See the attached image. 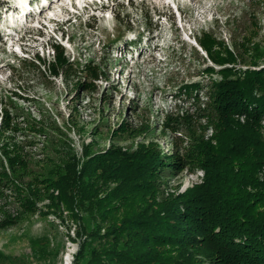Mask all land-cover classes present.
<instances>
[{"label": "rangeland", "instance_id": "374dc122", "mask_svg": "<svg viewBox=\"0 0 264 264\" xmlns=\"http://www.w3.org/2000/svg\"><path fill=\"white\" fill-rule=\"evenodd\" d=\"M8 1L0 0L4 26ZM176 1L182 23L166 0H108L107 19L96 13L76 22L69 20V7L60 9L63 0H53L13 36L27 59L10 67V51L0 42V264H92L102 239L87 235L103 234L125 209L99 223L94 208L82 211L51 188L55 165L80 170L110 147L131 153L151 145L162 155L182 156L192 133L204 140L214 135L206 92L220 80L218 72L264 67V0ZM50 17L57 21L34 27ZM55 29L64 33L62 44L50 37ZM189 34L194 41H184ZM204 36L225 41L236 60L213 62L201 47ZM225 48L211 50L224 56ZM56 50L66 64L53 76ZM122 120L128 130L113 134ZM261 134L264 138V114ZM189 166L178 172L162 168L156 202L202 182V169ZM139 194L126 203L144 209L149 194ZM139 251L155 253L151 247Z\"/></svg>", "mask_w": 264, "mask_h": 264}, {"label": "trees", "instance_id": "16d2710c", "mask_svg": "<svg viewBox=\"0 0 264 264\" xmlns=\"http://www.w3.org/2000/svg\"><path fill=\"white\" fill-rule=\"evenodd\" d=\"M200 43L217 64L236 60L220 38L204 36ZM215 46L224 47L225 55L213 53ZM64 64V54L56 50L55 63L50 65L53 76ZM218 74L220 80L213 81L206 92L207 119L214 135L204 140L192 133L182 156L162 155L151 145L131 153L110 147L88 158L80 170L72 164L55 165L51 188L82 211L94 208L92 216L98 213L99 223L125 209L123 217L113 219L103 234L87 235L102 239L92 264H264V176L259 177L264 168V67L226 68ZM123 130H128L124 120L112 133ZM10 152L18 158V150L12 147ZM186 165L202 169V182L156 202L162 168L178 172ZM139 193L149 194L144 209L126 203ZM148 247L155 253L139 251Z\"/></svg>", "mask_w": 264, "mask_h": 264}, {"label": "bare ground", "instance_id": "6f19581e", "mask_svg": "<svg viewBox=\"0 0 264 264\" xmlns=\"http://www.w3.org/2000/svg\"><path fill=\"white\" fill-rule=\"evenodd\" d=\"M196 42V41H195ZM68 260V259H67Z\"/></svg>", "mask_w": 264, "mask_h": 264}]
</instances>
